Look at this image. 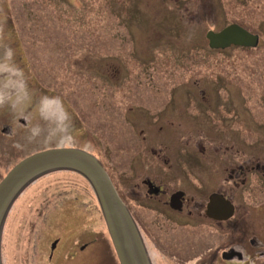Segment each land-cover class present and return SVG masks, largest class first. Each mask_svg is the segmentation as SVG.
Segmentation results:
<instances>
[{"label":"rangeland","instance_id":"obj_1","mask_svg":"<svg viewBox=\"0 0 264 264\" xmlns=\"http://www.w3.org/2000/svg\"><path fill=\"white\" fill-rule=\"evenodd\" d=\"M234 19L261 36L260 48L209 47L208 30ZM0 28V43L15 49L16 62L25 69L34 92L64 99L77 136L71 145L29 143L26 129L20 127L27 122L0 108V183L34 154L55 148L91 152L105 164L117 189L121 186V196L141 225L148 254L157 264H166L167 258L152 237L164 240L178 230H167L172 229L166 221L172 217L169 208L147 199L142 182L148 176L163 179L162 175L166 188L174 190L188 178L182 169L169 173L170 164L154 158L152 149L168 147L172 162L182 165L186 154L180 150L189 136V154H197L193 146L202 141L264 156L263 0H0ZM162 124L170 129L161 135ZM13 127L17 132L10 135ZM16 143L23 150L14 148ZM201 174L211 177L208 169ZM47 175L7 218L23 227L18 242H8L19 264L31 258V264H56L48 260V248L62 235L47 233L46 247L38 248L33 257L29 223H35L36 234H44L41 225L46 219L68 224L71 218L86 222L95 237L107 239L109 264H119L88 181L66 171ZM192 180L189 177L191 184ZM44 202L59 207L40 216L43 210L38 206ZM10 226L7 221L1 259L2 245L6 251L8 234L14 230ZM61 228L69 238L68 225ZM178 234L180 239L182 232Z\"/></svg>","mask_w":264,"mask_h":264},{"label":"flooded vegetation","instance_id":"obj_2","mask_svg":"<svg viewBox=\"0 0 264 264\" xmlns=\"http://www.w3.org/2000/svg\"><path fill=\"white\" fill-rule=\"evenodd\" d=\"M213 10L215 12L214 7ZM227 17L228 15L225 16V18ZM231 25H238L252 35L257 36L258 43L255 47L231 46L230 48H243L244 50L249 51L253 49L255 50L260 46L261 36L252 31L251 28L247 27L245 23L238 22L235 19L226 24L223 22V25L221 24L220 26L214 25V28L208 30V32L213 31L219 33ZM173 125L174 123L172 126ZM166 129H170V127H167L166 125L164 126L163 124L159 126L160 134L162 135V132ZM3 131L7 133L9 130L4 129ZM140 134H143V132ZM191 141L192 140L189 139L188 136L185 139V143L182 144L183 146L181 145L182 149H179L186 154L185 156L182 155V165H177L172 162L171 155H168V147L164 146L159 149H152V156L154 158H157L166 165L170 164L169 173L174 170L178 171V169H182L181 171L188 178L185 180V184L182 188L174 190L167 189L165 186L166 180H164V176L162 175H160V177L163 179L148 176L149 178H146L144 182H142V187L147 188V199L155 200V202L163 204L166 209L169 208L168 212L171 213L172 217L167 218L169 220L166 221L172 226V229L167 227V230H178L175 231V237L168 234L164 240L160 237H152L154 243H156V248L160 250L162 254L166 253V264H231L235 259L243 260V255L255 257L258 252L264 255V248L259 247V244H264V197H259L260 195L264 196V156L258 154H242L235 145L225 146L222 150L221 147H214L213 143L207 145L206 143L203 144L202 141L193 146V150H195L197 154H189L191 151L188 150V146H190ZM177 152L178 151H175V154H181ZM98 160L110 176L105 164L99 158ZM207 169L210 172L211 177L201 174L202 171ZM59 172L61 171L53 172L51 174ZM66 172L76 173L73 171ZM76 174L80 175L79 173ZM198 174H201V178L203 177L199 181H197V179H200L198 178ZM44 177H41L22 192L14 202L7 218L12 214V210L26 192ZM189 177H193L194 179L192 180V184L189 182ZM110 178L112 180L111 176ZM112 182L120 198L131 212L130 207L126 203V199L121 196V186L117 189L113 180ZM92 190L94 192L93 188ZM179 193L180 195L177 202L180 208L176 209L172 205V197ZM249 193L252 194V197ZM213 196L223 197L227 202L231 203L233 208V214L231 217L228 219L209 217V204ZM38 207L39 210H43L40 212L41 216L48 208L50 210L57 209L59 203L44 202ZM82 210L83 209H80V211ZM132 216L141 233V225H139L133 214ZM23 219L24 217L22 220ZM7 221L11 225L10 230H14H9L10 232L5 246L6 251H4V246L2 245V264L3 261H7V264H19L13 250L10 249L11 247L9 248L8 242L12 241L13 238L17 243L19 238H21L20 232L23 227L21 228V226L14 224L16 221L13 217L11 220L6 219L3 232L5 235H7ZM62 225H68L70 230L71 234L67 239H65L66 234L63 232L64 229L61 228ZM77 225L80 226L79 230L77 229ZM41 226L45 228V235L36 234L38 228H36L35 223H29V230L32 232V235L28 242H35L33 243L35 244L33 257H36L38 248L46 247L47 233L56 231L62 236L53 239L49 244L48 260H50L51 263L54 262V260L56 264L110 263L109 259L111 258V252L109 250V243L106 241L107 239H104L102 235L95 237L93 230L88 229L86 222H83L79 218H71V222L68 224L50 223L49 219H46ZM51 226L55 227L52 228ZM84 226H86V228H84ZM179 232H182L180 239H178ZM63 239H65V242ZM172 241L173 243H171ZM111 246L116 254L117 261L120 264L113 243ZM32 261L33 258L26 259L25 264H31ZM151 262L152 264H157L155 261H152V259ZM262 264H264V262H262Z\"/></svg>","mask_w":264,"mask_h":264},{"label":"water","instance_id":"obj_3","mask_svg":"<svg viewBox=\"0 0 264 264\" xmlns=\"http://www.w3.org/2000/svg\"><path fill=\"white\" fill-rule=\"evenodd\" d=\"M206 37L212 49L255 47L258 43L257 36L238 25H231L219 33L210 31ZM57 171L79 173L90 183L120 264H152L141 233L105 168L95 155L75 148H55L29 156L0 183V252L5 222L13 203L36 180ZM179 195L172 197V205L176 209L180 208L177 202ZM208 214L211 218L228 219L233 214V208L223 197L213 196Z\"/></svg>","mask_w":264,"mask_h":264},{"label":"clouds","instance_id":"obj_4","mask_svg":"<svg viewBox=\"0 0 264 264\" xmlns=\"http://www.w3.org/2000/svg\"><path fill=\"white\" fill-rule=\"evenodd\" d=\"M2 31V28H0ZM16 52L8 44L0 43V108H7L17 120H24L26 125L25 139L31 143L43 140L46 143L71 145L77 142L73 115L65 106L60 95L36 94L30 87L29 77L25 69L16 62ZM38 118L37 123H33ZM17 128H11L15 135ZM17 150H23V145H13ZM264 248V244H259ZM243 260L235 259L232 264H258L264 262L260 252L255 257L243 255ZM7 264V261H3Z\"/></svg>","mask_w":264,"mask_h":264}]
</instances>
